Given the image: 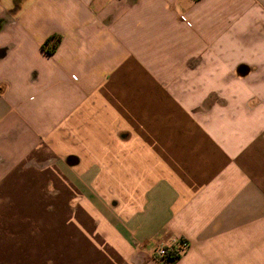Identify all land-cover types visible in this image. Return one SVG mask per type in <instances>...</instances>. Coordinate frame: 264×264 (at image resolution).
I'll use <instances>...</instances> for the list:
<instances>
[{"label":"crops","instance_id":"0c3cea01","mask_svg":"<svg viewBox=\"0 0 264 264\" xmlns=\"http://www.w3.org/2000/svg\"><path fill=\"white\" fill-rule=\"evenodd\" d=\"M233 84L264 87V0H0V264H264Z\"/></svg>","mask_w":264,"mask_h":264},{"label":"rangeland","instance_id":"374dc122","mask_svg":"<svg viewBox=\"0 0 264 264\" xmlns=\"http://www.w3.org/2000/svg\"><path fill=\"white\" fill-rule=\"evenodd\" d=\"M251 73H253L252 69H250V68L246 69V68L240 66L235 71V76L238 78H246ZM223 88H224V92L226 94L230 93V94H232V96L234 95V97H232L230 100H226L222 97L221 103H220L222 105V107L231 106L230 108H232V109H238V110L243 109V105L236 98L237 93H242V95H244V93H246V95L248 94V97L244 101V105H246L247 108L259 105L262 101L260 95L263 93V88H264L263 86L248 85L245 87H240L238 85L236 86L233 84L231 86L228 85V86H225ZM222 91H223V89H222ZM239 99H240V96H239Z\"/></svg>","mask_w":264,"mask_h":264},{"label":"built area","instance_id":"2783aa9c","mask_svg":"<svg viewBox=\"0 0 264 264\" xmlns=\"http://www.w3.org/2000/svg\"><path fill=\"white\" fill-rule=\"evenodd\" d=\"M183 21H186L182 17ZM187 249L186 243H180L179 246L159 245L153 250V257L156 264H173L169 260V256L180 257Z\"/></svg>","mask_w":264,"mask_h":264},{"label":"trees","instance_id":"16d2710c","mask_svg":"<svg viewBox=\"0 0 264 264\" xmlns=\"http://www.w3.org/2000/svg\"><path fill=\"white\" fill-rule=\"evenodd\" d=\"M61 42V37L60 36H52L50 37L48 40L45 41L44 45H43V48L46 52L48 53H51L53 52L57 46L60 44ZM179 257H172V256H169V260L171 262H175Z\"/></svg>","mask_w":264,"mask_h":264}]
</instances>
